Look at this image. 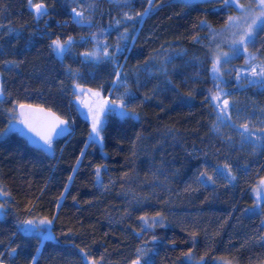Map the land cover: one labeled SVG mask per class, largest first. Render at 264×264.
<instances>
[{
    "label": "trees",
    "instance_id": "16d2710c",
    "mask_svg": "<svg viewBox=\"0 0 264 264\" xmlns=\"http://www.w3.org/2000/svg\"><path fill=\"white\" fill-rule=\"evenodd\" d=\"M39 2L48 12L37 19L28 0H0V262L85 264L86 253L87 264H264V215L253 210L264 178V88L238 86L241 56L214 76L208 28L226 22L220 3ZM256 36L248 49L264 57V31ZM69 37L58 57L52 41ZM101 41L109 55H85ZM77 86L134 110L106 113L102 145L90 142L91 125L72 101ZM220 91L230 104L224 119L210 99ZM21 103L72 125L68 138L53 143V157L17 130L4 134L14 118L9 110ZM205 170L215 184L198 179ZM142 216L162 226L146 229ZM28 219L52 220L51 238L41 226L39 234L25 231Z\"/></svg>",
    "mask_w": 264,
    "mask_h": 264
},
{
    "label": "snow or ice",
    "instance_id": "6c2138e0",
    "mask_svg": "<svg viewBox=\"0 0 264 264\" xmlns=\"http://www.w3.org/2000/svg\"><path fill=\"white\" fill-rule=\"evenodd\" d=\"M182 2L184 3V5L186 7L191 6L192 4V0H182ZM209 2H214V3H220L222 5L221 11H225V10H229L231 8H237L239 9V11L241 12L240 16H228V20L226 23V27H233V26H237V22L238 21H245L246 23V27L243 28L242 31H239L238 33H233V36L235 37L232 40V45L236 46L234 48V54L239 53L241 49H243V51H247L248 45L249 44H254L256 41V34L258 33V31H264V0H253V2L255 3L256 7L252 8V7H245L243 4L239 3V0H209ZM149 5H152L153 0H148ZM28 4L31 8L35 9V16L37 19H39L40 17L44 16L47 14V9L46 6L43 3H35L33 4V0H28ZM257 9H259V11L257 12ZM75 13V17L76 23H80L81 22V17H82V13L76 12L75 9L72 10ZM150 11V9H145V12L143 14H147ZM126 18L131 20L133 19L132 16H128L127 14ZM137 15H141V14H137ZM259 21V23H258ZM119 23V22H118ZM201 23L203 24L204 22L201 21ZM125 39L127 37H124ZM72 38L69 37L67 40L65 41H61L59 38L55 39L52 41L51 44V48L52 51L58 56V57H63L67 48L71 46L72 44ZM262 43H264V41H262ZM117 50L119 51L120 49L117 48ZM105 56L109 55L106 51H105ZM86 56H90L93 55L91 53H86ZM114 55V53H113ZM224 59V62H227V60L229 59L228 57V53H223L222 54ZM246 59H255L254 55L249 54L248 57H246ZM222 61H221V57L218 55L215 57L214 61H213V66H212V72L215 76V74L220 73V65H221ZM116 75V81H113L114 84H116L118 81L121 80V74L119 72L115 73ZM251 75L253 77H257L258 79L256 80H250L249 81V85L250 86H258L261 88H264V65H261L259 67V71H257L256 66L252 65L251 66ZM239 70H238V74H237V79H239ZM79 87V86H77ZM3 95L2 89H0V96ZM95 95L99 96V93H95ZM211 100H220V95L219 94H215L213 96L210 97ZM107 101H102L99 103L98 105V111L93 112L92 113V127H91V132L89 133V140L92 143H96V144H101L102 145V136H101V132L104 130L103 128V121L100 119V113L105 112V108L107 105ZM112 104H116V101L113 100L111 102ZM19 112H15V109H10L9 111L12 112L14 115H18L19 117H21L20 119V123L25 124L30 131L35 132L38 136L41 137V139H43L44 141V145L47 147V149L50 151L52 148V143H53V134L55 135H64V134H70V128L68 126V122L65 120H61L59 117H57L54 113H52L50 110L48 112L45 113L44 109H33L31 105H25V104H19ZM118 107L122 110L120 112L121 116L126 115L127 113L133 112V109L128 108L123 99H120L119 105ZM217 108H220L221 105L217 104L216 105ZM229 107V101L227 99L223 100V108L222 111H227V108ZM109 111H114V109H108ZM38 111L42 114L45 115V117L47 118V120L49 121V123L47 124V131H40L31 121L30 117L32 116L33 112ZM135 118V117H133ZM220 117L218 116V119ZM63 126V127H61ZM244 128V132L241 133L242 136H245V133H248V136H245V139L250 138L251 133L248 129L247 125L243 126ZM87 147V145L85 146ZM84 153L81 152V156H83ZM77 163L79 164L80 161L78 160ZM224 167L227 169L228 165H224ZM230 172V169H228ZM75 171V169H74ZM100 167H97L96 169V177H97V182L99 183V178H100ZM217 175L222 177V178H228L225 173L223 171L217 170ZM206 177V181L203 179ZM71 180V177L69 178ZM198 179L201 182H211L212 184L216 183V180L213 178V176L209 175L208 172L205 170L204 172L200 173V177H198ZM235 177H231L230 180H234ZM261 184L264 185V181H261ZM65 191H67V187L65 188ZM258 198L259 199H264V194L258 192L257 193ZM63 196V193H62ZM0 208H3V205H0ZM246 211H252L251 209L246 210ZM157 216H160V213L156 214ZM140 219L143 221L144 225L147 228H152L154 226H157V224H160L162 226V222L161 221H157L155 218H151V220L146 217V216H142L140 217ZM34 223V221L32 220H24L21 221V224L23 225H32ZM40 224H47L50 225L52 223V220H48V219H44L41 220L39 222ZM37 227H39V225H37ZM25 231H28V229H25ZM51 238V232L50 230L47 233V236L44 237V239H48ZM155 239V237L153 238ZM39 251V249H38ZM13 252H15V249H13ZM81 252H83V249H81ZM84 258H85V264H87V254H84ZM0 264H2V262H0ZM33 264H36V259L33 258ZM91 264H96V261H92ZM133 264H140V260H136L133 261Z\"/></svg>",
    "mask_w": 264,
    "mask_h": 264
},
{
    "label": "rangeland",
    "instance_id": "374dc122",
    "mask_svg": "<svg viewBox=\"0 0 264 264\" xmlns=\"http://www.w3.org/2000/svg\"><path fill=\"white\" fill-rule=\"evenodd\" d=\"M192 1H199V0H192ZM240 4H243L240 0H239ZM245 7H252L255 8L256 5L255 3H250V4H243ZM220 6L222 7V5L220 4ZM227 12V19L225 24L220 27V28H208V32H209V37H210V43H211V47L213 50V61L215 59L216 56H220L221 57V65H220V73L215 74V76H219L223 71L228 70V68L231 67H235L233 63H231V61L235 60L238 57H242V64L238 65L236 67L237 69V74H238V70H239V76L240 78L237 79L236 76V81L239 87H247L250 86L249 85V81L250 80H256L258 79L257 77H253L251 75V66L254 65L257 68V71H259V67L261 65H264V57H261L257 52H252L247 48V51H243V49L240 50L239 53L234 54V48L236 46L232 45V40L235 38L233 36V33H238L239 31H242L243 28H245L247 25L245 23V21L241 20L237 22V26H233V27H226V23L228 20V16H240L241 12L239 11V9L237 8H231L229 10H225ZM259 11V9H257V12ZM259 23V21H258ZM118 39L123 41V42H127L128 38H129V34L127 31L124 32H120L118 34ZM124 37H127L126 39ZM68 49V48H67ZM105 51L107 53H109L108 51V46L106 45L105 41H101L99 46H96L92 51H90L89 53L93 54L90 55V58L93 59H101L105 57ZM223 53H228V57L229 59L227 60V62H224V57H223ZM249 54L254 55L255 59H246V57L249 56ZM257 88L263 89L261 87L255 86ZM1 89V87H0ZM88 94L91 98H92V102L89 106L88 109L84 108L82 105V101H83V95L84 94ZM95 93H99V96L95 95ZM220 95V100H213L215 107L217 104H220L221 107L217 108V112L220 116L221 119H224L228 116L229 112H230V106L227 108V111H222L223 108V100L227 99L226 94L223 91H220L218 93ZM107 101V105L105 108V112L100 113V119L103 121H105V117H106V113L109 111L108 109H114V111H117L120 115V112L122 111L118 105L119 102H116V104H112L110 100H108L107 97H105L100 91L98 90H94L91 88H78L76 87L74 89V93L72 95V101L73 103L76 105V107L78 108V110L80 111V113L85 116L91 127H92V113L98 111V105L100 102L102 101ZM230 105V104H229ZM130 113H127L126 115H130ZM124 115V116H126ZM19 127V120L17 118L16 115H14L13 120L10 122L9 127L7 128V130L4 132V134H6L7 132H9L10 130H17ZM101 145V144H99ZM261 181H264V178H262L261 180H259V182L257 183V185L255 186L254 190H253V194H254V199H255V203H254V207L253 210L256 212H261L264 215V199H259L257 193L260 192L262 194H264V185L261 184ZM0 199H5V195L0 191ZM0 212H1V208H0ZM156 219V218H155ZM264 219V218H263ZM28 220H32L34 221L35 225H39L41 227L44 228L45 232H40V234L42 236L47 235L48 231H49V225L47 224H40L39 222L41 220H36V219H28ZM151 220V219H150ZM157 220V219H156ZM29 232H34L36 234H39V230H28ZM133 264V263H132ZM140 264H143L140 261ZM218 264H228L226 262L223 261H218Z\"/></svg>",
    "mask_w": 264,
    "mask_h": 264
},
{
    "label": "water",
    "instance_id": "95a60500",
    "mask_svg": "<svg viewBox=\"0 0 264 264\" xmlns=\"http://www.w3.org/2000/svg\"><path fill=\"white\" fill-rule=\"evenodd\" d=\"M42 3V2H39ZM44 4V3H43ZM45 5V4H44ZM46 6V5H45ZM47 12H48V8L46 6ZM29 11L35 16V9L31 8L29 6ZM36 18V16H35ZM63 24H66V22H64ZM92 102V98L88 95V94H84L83 95V101H82V105L84 108L88 109L90 104ZM21 104H25V105H31L33 109H44L45 113L48 112L50 109H47L43 106L40 105H34V104H28V103H21ZM52 113H54L57 117H59L61 120H65L68 122V126L70 128V134H64V135H55L53 134L54 138H53V143L56 142L57 140H62V139H66L68 138L72 133H73V127L72 125L69 123V121L63 117H60L58 114H56L55 112H53L52 110H50ZM15 112H19V107L18 105L15 108ZM18 120H19V127L17 129V133L20 137L24 138L26 140V142L28 143V145H30L31 147L37 148L42 150L45 154L49 155L50 157H53L54 155V147H53V143H52V148L49 151L47 149V147L44 145V141L43 139H41L40 136H38L35 132H32L29 130V128L25 125L20 123V119L21 117H19L18 115H16ZM32 123L40 130V131H47V124L49 123V121L47 120V118L45 117L44 114L35 111L33 112L32 116L30 117ZM63 127V126H61ZM24 227L26 229L29 230H36L37 226L33 223L32 225H24Z\"/></svg>",
    "mask_w": 264,
    "mask_h": 264
},
{
    "label": "flooded vegetation",
    "instance_id": "af4514ba",
    "mask_svg": "<svg viewBox=\"0 0 264 264\" xmlns=\"http://www.w3.org/2000/svg\"><path fill=\"white\" fill-rule=\"evenodd\" d=\"M72 20H74V21L76 20L75 14H74V16H73V19H72ZM82 24H84V23H82Z\"/></svg>",
    "mask_w": 264,
    "mask_h": 264
}]
</instances>
